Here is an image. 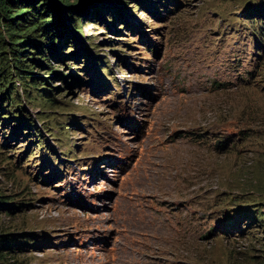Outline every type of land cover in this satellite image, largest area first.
I'll list each match as a JSON object with an SVG mask.
<instances>
[{
	"label": "rangeland",
	"instance_id": "obj_1",
	"mask_svg": "<svg viewBox=\"0 0 264 264\" xmlns=\"http://www.w3.org/2000/svg\"><path fill=\"white\" fill-rule=\"evenodd\" d=\"M160 1L78 18L33 67L56 106L10 90L32 126L0 120V236L26 244L0 264H264L257 0Z\"/></svg>",
	"mask_w": 264,
	"mask_h": 264
},
{
	"label": "trees",
	"instance_id": "obj_2",
	"mask_svg": "<svg viewBox=\"0 0 264 264\" xmlns=\"http://www.w3.org/2000/svg\"><path fill=\"white\" fill-rule=\"evenodd\" d=\"M121 1L74 0V3H70V0H0V120L3 126H9L11 121H17V127H12L14 135L20 134L22 127L32 126L21 115L24 108H19L17 101L14 99L11 101L8 96L12 93L10 90L15 83L22 85V90L29 94L28 98L31 97L30 90H34L38 93L39 101L43 100L56 106L55 103H50L54 101L53 99H47L50 98V92L41 87L43 84L40 83L46 81L34 73V65L47 66L45 62H48L49 57L63 61L67 56L62 48L70 40L69 36H72L70 31L78 30L75 22L83 18L100 19L98 11H108L115 4L123 7ZM136 1L147 5L151 13L160 17L154 8L162 4L160 0ZM248 16L256 20L251 23L257 26L253 24L251 26L255 28L259 38L257 46L263 48L264 0H257L249 9ZM120 20L121 18L117 16L114 23ZM71 44L74 45L73 42ZM70 57L79 60L80 55L75 53ZM52 73L55 78L53 70ZM76 77L78 79V76ZM243 82L247 83V80ZM3 112L8 116L1 117ZM3 199L5 197L0 196L1 208L4 207L8 212L17 208L14 203L4 202ZM17 243L26 244L24 241L15 240L11 235L0 236V255L4 250L13 253L12 249L18 247Z\"/></svg>",
	"mask_w": 264,
	"mask_h": 264
}]
</instances>
